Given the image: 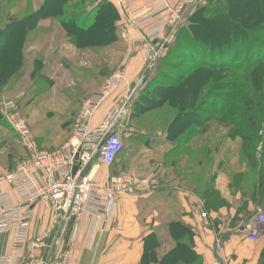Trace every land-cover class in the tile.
<instances>
[{"label":"crops","instance_id":"0c3cea01","mask_svg":"<svg viewBox=\"0 0 264 264\" xmlns=\"http://www.w3.org/2000/svg\"><path fill=\"white\" fill-rule=\"evenodd\" d=\"M167 1L179 8L172 17L173 25H184L194 0H162ZM139 3L136 9L145 7L149 0ZM166 19L155 15L145 25L129 28L128 37L134 43L131 50L137 57L124 69L125 81L109 89L90 127L92 130L101 125L114 106L126 105V115L118 123L119 129L127 128L121 131L124 149L119 156L120 171L140 182L155 176L159 188L151 191L141 183L138 198L117 202L106 231L90 214L62 218L49 204L38 203L28 242L14 264H152L146 254L147 245L153 246L161 261L176 246L179 236L190 237L189 243L182 242L196 256L194 264H264V239L251 242L241 233L247 221L260 211L264 213V185H259V168L247 157L241 135L222 131V136L211 138L204 127L196 130L198 133L188 132L189 127L179 130L175 124L177 112L172 115L166 108L138 119L130 118L133 101H129L146 68L138 43L146 32ZM124 24L121 18L117 29L122 32ZM170 32L168 25L151 38L153 45L157 44L156 51L162 40L161 52L168 50L167 43L174 37ZM109 77L110 74H104L97 88L82 94L80 101L84 104ZM152 116L155 120L147 123ZM128 132L130 136L124 135ZM183 136L185 140H179ZM112 168L99 166L97 181L103 182L115 174ZM41 237L43 247H33ZM11 247V234H6L1 253H10ZM65 254L68 260L63 262ZM191 255L186 256V261H191Z\"/></svg>","mask_w":264,"mask_h":264},{"label":"rangeland","instance_id":"374dc122","mask_svg":"<svg viewBox=\"0 0 264 264\" xmlns=\"http://www.w3.org/2000/svg\"><path fill=\"white\" fill-rule=\"evenodd\" d=\"M221 1L223 0H194L188 17L205 7L207 10L203 16L207 18L212 15L211 6H218ZM41 2L42 0H0V24L5 25L8 20L24 18L39 8ZM105 2L108 0L67 2L59 17L41 20L33 30L24 34L23 51L19 61L13 45L10 50L0 46V177L11 173L13 170L11 171L10 167L16 169L30 157L20 135L8 122L3 111L6 102L15 103L14 113L17 120L26 122L32 138L41 150H56L73 136L77 112L82 108L80 106L84 105L80 101L82 94L95 90L104 74L108 73L111 77L117 73L124 75V69L135 56L131 50L134 43L128 37L130 25L127 18L116 6L115 0L113 5L120 14V20H125L122 32L121 28H118L116 35L112 33L111 37V32L99 30L96 36L92 35L93 38L89 39L90 35L78 29L79 26L84 30L90 28L95 23L96 12L103 8ZM167 5L169 10L165 9L167 11L163 16L172 19L179 8L168 1ZM253 7L254 5L251 12H247V18L255 12ZM74 18L75 24L72 22ZM169 26L174 37L167 43L168 50L161 52L164 40L160 42L158 52L155 50L157 44L153 45L152 40L147 41L153 48L150 54L144 51L146 42L138 43L143 52L142 63L144 62L146 68L136 85L138 90L131 99L129 98V102L134 101L145 85L156 76L155 81H160L163 85L176 84L178 92L166 110L172 115L174 111H191L189 119H193V122L187 124L188 132H199L204 127L206 131H210L211 138L217 137L222 131L231 135L240 132L242 136H247L252 140L246 144L247 153L250 152L254 166L257 164L259 168L264 158V91L256 93L253 90L248 67L251 55L256 56L264 52V29L251 32L254 40H260L261 51H258L257 46L252 45L250 48L248 43H245L239 51L242 55L238 60L232 59V64H223L225 61H221L220 57L214 60L216 55L211 56L210 46L198 43L187 27L173 23ZM194 33L201 37L199 30ZM220 33L222 35H218V31L211 32V36H218V41L214 38L209 41L219 44L222 40L219 39L225 37L224 30ZM202 38L208 40L207 36ZM233 39L230 38L231 43ZM12 40L14 39L10 37V42ZM89 44H96L97 47H89ZM182 45L189 49L185 51V47L180 48ZM235 50L234 44L229 46L230 55L234 54ZM102 86L99 85L100 89ZM246 102H250L249 109ZM159 119L160 117L156 118ZM154 120L155 117L152 116L146 122ZM168 120L169 116L166 118V121ZM126 129L121 127L120 131L124 132ZM180 138L179 140H185L186 137ZM121 166L119 158L112 168L113 173L122 172Z\"/></svg>","mask_w":264,"mask_h":264},{"label":"built area","instance_id":"2783aa9c","mask_svg":"<svg viewBox=\"0 0 264 264\" xmlns=\"http://www.w3.org/2000/svg\"><path fill=\"white\" fill-rule=\"evenodd\" d=\"M142 1L145 0H115L116 6L127 18L130 27H141L155 15L163 16L169 10L167 3L161 0H149L145 7L136 9V5H140L139 2ZM173 20H163L146 32L141 39L147 44L144 48L146 53L150 54L153 51L147 41L159 35L165 26L172 24ZM123 82L122 73L108 79L79 110L74 122L72 139L59 149L51 151L41 150L32 138L26 122L17 120L14 113L15 103L4 104L3 111L7 115V120L20 135L30 157L13 172L0 178V264H14L15 258L24 252L34 209L40 202L49 204L54 213L62 218L72 216L79 218L82 214H90L96 221L101 222L102 229L106 231L117 202L123 198H138L141 183L148 186L151 191L159 188L155 176L140 182L131 174L119 172L109 175L103 182L96 179L99 166L113 167L123 152V135L118 123L126 115V105L111 108L103 123L92 130L91 120L109 89ZM124 135L131 134L128 132ZM89 163H92L91 168L88 174L82 177L81 174ZM75 166L79 169L76 175H73ZM241 233L251 242L264 239V213L260 211L247 221ZM6 234H11L12 247L10 253L2 254L1 243ZM43 245V237L37 238L33 243L35 248H41ZM62 259L66 262L68 255L65 254Z\"/></svg>","mask_w":264,"mask_h":264},{"label":"trees","instance_id":"16d2710c","mask_svg":"<svg viewBox=\"0 0 264 264\" xmlns=\"http://www.w3.org/2000/svg\"><path fill=\"white\" fill-rule=\"evenodd\" d=\"M71 0H45L39 8L30 12L22 19H13L12 21L8 20L5 25L0 24V46L6 50L12 49L11 45L16 49V58L17 60H21V53L23 51L24 45V34L29 30H33L35 25L41 20L48 19L50 17L57 18L62 13V7ZM254 13L251 14L250 18H247V12H251L252 6ZM211 16L207 18L203 16L204 12L207 8H200L196 10L192 16L190 15L186 22L184 23V27L192 33L193 38L198 43L210 46L209 53L211 56H214V60L218 57L222 58L221 61H225L223 64L231 63L233 60H238L240 54V50L245 43H248V47L257 46L258 51L260 50V45L257 40H254L251 36V32H260L264 29V0H223L219 3L218 6H211ZM209 9V10H210ZM208 10V11H209ZM120 20V14L117 8L111 2H105L103 8L96 12L95 23L90 26V28L78 27V29L87 33L90 38L96 36V33L99 30H106L107 32H111L110 36L112 37V33L116 35L118 32L116 24ZM72 22H76L75 18ZM188 22V23H187ZM187 23V24H186ZM182 27V28H184ZM112 30V31H111ZM199 30L202 34L199 37L194 31ZM221 30H224L225 37L220 38V43L216 45V43H212L209 40L214 38L218 41L215 34L213 36L210 35L213 31H218V35H222L220 33ZM196 36V37H195ZM207 36L204 40L202 37ZM10 37L12 40L10 42ZM234 38L231 43L230 38ZM238 41H237V39ZM9 39V41H8ZM235 46L234 54L230 55L229 46ZM261 44V42H260ZM264 44V43H263ZM89 47H97V45L89 44ZM238 46V47H237ZM185 47V48H184ZM171 48H173L171 46ZM178 48V47H176ZM180 48L189 49L187 46H180ZM216 50V51H213ZM203 51V50H202ZM224 51V53H222ZM228 51V52H227ZM261 51V50H260ZM8 52V51H7ZM228 53V55H226ZM259 53V52H258ZM257 53V54H258ZM252 57V58H251ZM251 59L249 61L248 67V76L250 78L251 86L256 93H263L264 91V52H260L258 55H251ZM235 58V59H234ZM157 81V76L150 82L145 85L142 92L136 97V99L132 102L131 115L130 118L138 119L149 113L154 111L163 110L167 107H170L172 101L176 97L178 92V86L176 84H167L163 85ZM155 81V82H154ZM249 103L246 102V107L249 109ZM187 115V116H185ZM189 115H192V112L189 110H180L177 112V117L175 124L179 126V130L185 127L190 122H193V119H189ZM203 117V116H202ZM185 121L182 125L181 123ZM196 121V120H195ZM238 133V132H237ZM236 133V134H237ZM241 135V133L239 132ZM242 140L245 145L251 143L247 136H242ZM251 149V145H249V151ZM247 157L253 161V157L250 152L247 154ZM264 157V156H263ZM259 167V185H264V158ZM257 166V164H256ZM185 235V232L184 234ZM182 236H179L176 246L160 261L158 259V255L153 246L147 245V256L152 264H194L196 263V256L191 255V248L187 244L191 241L190 237H187L185 240ZM182 241H187V243H183ZM191 255V261H186V256ZM176 257H179L177 260Z\"/></svg>","mask_w":264,"mask_h":264},{"label":"water","instance_id":"95a60500","mask_svg":"<svg viewBox=\"0 0 264 264\" xmlns=\"http://www.w3.org/2000/svg\"><path fill=\"white\" fill-rule=\"evenodd\" d=\"M91 165H92V163H89L86 167H85V169L83 170V172H82V177H84V176H86L87 174H88V172H89V170H90V168H91ZM78 166H75L74 167V169H73V175H76V173H77V171H78Z\"/></svg>","mask_w":264,"mask_h":264}]
</instances>
